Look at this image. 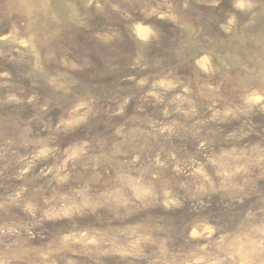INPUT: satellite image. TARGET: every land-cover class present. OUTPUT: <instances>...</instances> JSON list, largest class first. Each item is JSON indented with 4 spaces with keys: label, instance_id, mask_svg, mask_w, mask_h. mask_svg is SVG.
<instances>
[{
    "label": "clouds",
    "instance_id": "clouds-1",
    "mask_svg": "<svg viewBox=\"0 0 264 264\" xmlns=\"http://www.w3.org/2000/svg\"><path fill=\"white\" fill-rule=\"evenodd\" d=\"M0 264H264V0H0Z\"/></svg>",
    "mask_w": 264,
    "mask_h": 264
},
{
    "label": "rangeland",
    "instance_id": "rangeland-1",
    "mask_svg": "<svg viewBox=\"0 0 264 264\" xmlns=\"http://www.w3.org/2000/svg\"><path fill=\"white\" fill-rule=\"evenodd\" d=\"M97 23L102 26L104 21L102 20V18H98ZM158 23H160L165 28V31H168V28L170 27L169 25L164 24V22H158ZM118 27L121 30H123V22H120ZM169 35H171L170 32H169ZM80 39L88 48L92 49L93 59L96 61L97 65L100 67V69L103 70V63H102L101 57L109 55L110 53L108 52V50L104 49L103 47H99L97 49V47H94L95 42L88 40L86 38V36H81ZM165 43H167V42L165 41ZM118 47L120 49V52H130L132 50L131 42L128 41L127 39L122 44H120ZM156 51H160V50H156ZM85 78H87V74H85ZM94 82H96V83H110L111 78H107L105 80H100L98 78ZM210 211H213V212L218 211L215 201L213 203V208L210 209ZM176 215L179 216L180 213H177Z\"/></svg>",
    "mask_w": 264,
    "mask_h": 264
}]
</instances>
